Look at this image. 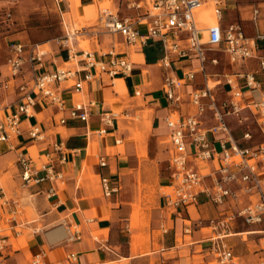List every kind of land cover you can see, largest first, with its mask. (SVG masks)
I'll return each mask as SVG.
<instances>
[{
	"label": "crops",
	"instance_id": "obj_1",
	"mask_svg": "<svg viewBox=\"0 0 264 264\" xmlns=\"http://www.w3.org/2000/svg\"><path fill=\"white\" fill-rule=\"evenodd\" d=\"M227 1L224 0L226 9L230 8ZM210 10V5H205L198 12L199 20L203 21ZM240 18L244 20L246 34L254 29L257 36L249 37L255 38L258 53L263 55V19L260 18L255 25L251 16ZM23 33L29 34L20 31L6 35L3 38L6 45L0 38V69L3 74L8 70L6 55L10 42L20 41L28 47L35 45L24 41ZM107 33L89 37L93 40L89 39L92 50L88 51L99 54L114 48L133 62V72L115 79V86L104 75L89 82L83 92L62 90L68 104L97 101V112L95 110L89 119L90 134H87L84 122L70 120L66 125L58 123L59 109L38 98L32 108V116L23 117V133L12 142L0 141V189L8 200L6 206H0L1 233L6 240L0 250V264H30L37 253L45 254L49 261H57L73 251L79 254L77 264H217L211 245L219 232L212 229L210 220L226 218L248 199L243 203L232 200L218 206L206 194H201L197 202L179 208L168 206L165 191L170 184L168 161L173 147L165 116L172 108L162 94L164 71L159 60L164 52L156 40H150L147 45L131 46L120 34ZM118 37L122 40L116 43ZM49 42L51 40L37 45L45 49L43 46ZM51 45L44 68L47 71L68 63V52L60 41ZM78 51L82 50L78 48ZM209 55L214 56V52H209ZM187 64L186 60L175 61V74L181 76L182 68ZM220 65L208 63L207 70L214 73ZM257 65L259 61L251 59L230 71L224 69V73L255 71ZM192 66L196 68L197 62ZM24 70L26 74L23 77L29 79L28 65ZM259 72L256 78L264 90V71ZM20 81L22 77L14 80L15 84ZM203 84V73L199 71L195 80L189 81L181 91L188 98L193 89ZM228 89V85H223L218 90L221 96H226L224 91ZM261 89L250 90L243 86L245 101H258ZM138 90L141 95L136 94ZM16 97L14 88L0 92V117L6 114ZM117 109L122 114L113 128L103 135L93 132L103 127L99 112ZM194 110L192 105L186 104L179 112L186 115ZM35 125L44 134L43 140L29 137L28 129ZM233 132L242 145L248 143L243 139V127ZM117 139H122L123 144H117ZM260 141L253 139L250 143ZM56 142H63L68 148L65 163L54 162L55 167L64 172L63 183L57 181L55 184L56 195H48L49 182L24 187L18 162L20 152L37 159L44 158ZM36 152L37 156L34 155ZM161 152L168 154L166 164L158 159ZM99 156H105L106 166L99 164ZM218 165L217 160H210L201 169L203 173H210ZM165 168L166 173L163 171ZM103 178H108L110 186L117 189L109 196L104 193ZM138 207L142 210V223L132 227L133 213ZM12 213H15L14 219H8ZM29 213L34 216L31 220L24 218ZM75 229L79 230L81 239L70 240L69 231ZM262 240L264 221L248 225L241 218L231 222L229 234L221 239L233 249V260L229 264H257L264 255L260 246Z\"/></svg>",
	"mask_w": 264,
	"mask_h": 264
},
{
	"label": "built area",
	"instance_id": "obj_2",
	"mask_svg": "<svg viewBox=\"0 0 264 264\" xmlns=\"http://www.w3.org/2000/svg\"><path fill=\"white\" fill-rule=\"evenodd\" d=\"M213 1L214 12L218 19L216 24L200 26L197 20V9ZM118 12L104 8L100 22L112 34H120L131 46L147 45L150 40H156L164 52L159 65L164 71L162 94L172 108L166 116V124L170 129L169 139L173 147L169 158L170 184L165 195L168 206L179 208L192 202H197L201 194L218 206H224L229 201L243 203L238 210L226 218L211 219L210 226L219 234L214 237L211 245L217 264H229L233 260V249L224 244L221 239L229 234L231 222L241 218L245 224L251 225L264 221V90L256 78L257 71L208 72V63L221 64L224 55L230 65L241 64L244 61L257 59L259 68L264 70V55H259V47L255 38L246 34L243 18L225 23L224 0H117ZM124 11L135 10L137 16H123ZM12 8L6 13L8 20L12 18ZM262 16V8L254 5L251 8L252 21L257 22ZM146 29L142 30V24ZM204 32L206 34L204 35ZM203 36L205 38H203ZM63 37H66L63 38ZM68 36L60 38V45L68 52V62L74 67L58 66L54 70H44L48 51L39 48L37 44L29 47L20 42L12 41L6 55L7 73L0 69V92L14 88L16 100L8 106L6 114L0 117V141L12 142L23 133L21 127L23 117L32 116V108L37 99L55 105L61 112L58 123L66 125L70 120L86 124L87 134L89 119L97 112L96 100L70 102L63 97V89H73L83 92L86 85L95 78L108 76L111 85H115L118 77L129 76L134 69L133 62L127 55L114 48L99 53L96 51H75L68 44ZM209 52H214L210 56ZM80 58V59H78ZM186 60L188 64L182 68L181 76L175 74V61ZM197 62V67L192 64ZM28 65L30 78L24 68ZM227 66V65H226ZM227 69V68H224ZM203 73L204 84L197 86L188 98L181 91L189 81L195 80L197 72ZM18 84L14 80L21 78ZM216 78V79H214ZM215 80L212 85L210 80ZM229 86L226 96H221L219 88ZM250 90L261 89L258 101L247 102L244 99L242 87ZM224 89V88H223ZM141 95V91H136ZM190 104L195 110L182 115L179 110L183 105ZM103 127L93 130L98 135L106 134L113 128L122 112H99ZM227 116H233L243 127V139L248 143L242 145L226 122ZM256 126L263 140L255 144L251 125ZM33 140H43L44 134L39 126L28 129ZM117 144L122 139L116 140ZM68 148L63 142H56L52 150L44 154V158H36L31 154L20 152L18 162L21 166V178L24 187H30L42 182H49L48 195L57 193L56 182L63 183L64 172L55 167V160L65 163ZM210 160H217L218 167L213 172L203 173L202 167ZM99 164L106 166L105 156H99ZM105 195L109 196L117 190L110 186L108 178H103ZM255 197L256 199H253ZM0 206H6L8 200L0 189ZM15 213L9 219H14ZM2 217L0 215V250L5 246L4 234L1 233ZM186 231H190L187 227ZM69 239H81L79 230H71ZM220 235V236H219ZM264 250V240L260 242ZM78 252H68L64 258L49 261L45 254L37 253L30 264H77ZM257 264H264V255Z\"/></svg>",
	"mask_w": 264,
	"mask_h": 264
},
{
	"label": "rangeland",
	"instance_id": "obj_3",
	"mask_svg": "<svg viewBox=\"0 0 264 264\" xmlns=\"http://www.w3.org/2000/svg\"><path fill=\"white\" fill-rule=\"evenodd\" d=\"M227 3H229L230 8H227L224 11L225 21H233L240 17L250 18L251 8L254 5L261 6V19H263L262 23L264 33V0H228ZM72 5L76 7L77 14L79 13L78 18L73 15L74 13L72 11ZM9 7L12 8L11 20H8L6 16ZM106 7L114 13H117L119 10L117 0H0V38L3 44L6 45V41H4L3 39L4 37H6V35L12 32L27 31L30 35L28 33H23L22 39L24 41L28 43L30 42L32 44H37L51 40V42L43 46L45 50L50 51L52 49L51 44L59 42L63 34L65 36H68L66 34H70L68 44L73 48V50L78 51V48H80L81 50H83L82 48H85V50H92L89 39L100 34H108L106 28L103 26V23L100 22L102 10ZM89 10H92L90 11L91 14L88 12L90 16H86V12ZM122 11L124 12L123 14H121L123 16H137V11L135 10L124 11L122 9ZM196 16L199 25L206 26L199 20L198 12L196 13ZM133 19L136 20L135 17ZM145 29L146 23H143L142 30ZM247 35L257 36L253 28L252 31ZM63 38L66 39V37ZM203 38L205 37L203 36ZM92 40L93 39H91V41ZM121 40L122 38L118 37L116 43ZM96 47L99 48L98 46ZM262 54L264 55V53ZM221 60V65L216 68V71L214 72H224V68H227V70L230 71L232 67L236 68L239 65H230L226 57L223 56ZM61 66L74 67V64L73 62H68L62 63ZM255 71L263 72L264 70H261L257 65ZM214 83L215 80H211V84L213 85ZM115 111L120 112L121 110L117 109ZM146 112L144 113L146 114ZM225 119L227 125L232 131H237L242 127V125L237 123L233 116H227ZM251 126L254 133V140H263V136L260 134L259 130H257L256 126H254L253 124ZM34 155L37 156V152L34 153ZM167 156L168 154L166 152H161L158 159L166 164L165 159L167 158ZM163 171H165L166 173L167 168L163 169ZM25 193L27 194V192ZM141 212L142 210L140 209V207L136 208V210L134 211L132 227L139 226L142 223ZM7 218L9 219V216ZM24 218L27 220H31L34 218V216L29 213L27 215L25 214Z\"/></svg>",
	"mask_w": 264,
	"mask_h": 264
},
{
	"label": "bare ground",
	"instance_id": "obj_4",
	"mask_svg": "<svg viewBox=\"0 0 264 264\" xmlns=\"http://www.w3.org/2000/svg\"><path fill=\"white\" fill-rule=\"evenodd\" d=\"M207 4H209L210 5V7H211V10L208 12V14L205 16V19L203 20V21H201L203 24H205L206 26H210V25H213V24H216L217 22H218V19H217V17H216V15H215V12H214V10H213V2H208V3H205V4H203V5H201L198 9H197V12H199L200 10H202L204 7H205V5H207ZM212 4V5H211ZM107 8V7H106ZM93 10V9H92ZM92 10H89V11H87L86 12V15L87 16H90V11H92ZM72 11H73V15L76 17V18H78V15H79V13L77 14V10H76V7L74 6V5H72ZM90 14H89V13ZM94 18V17H93ZM78 29V28H77ZM66 35H68V37L70 36V34H66ZM69 39H70V37H69ZM69 39H68V42H69ZM85 50V49H84Z\"/></svg>",
	"mask_w": 264,
	"mask_h": 264
}]
</instances>
